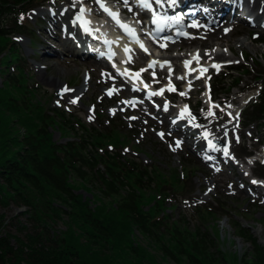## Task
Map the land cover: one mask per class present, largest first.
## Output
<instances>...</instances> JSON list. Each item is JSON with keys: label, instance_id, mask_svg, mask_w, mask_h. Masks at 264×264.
Segmentation results:
<instances>
[{"label": "rangeland", "instance_id": "374dc122", "mask_svg": "<svg viewBox=\"0 0 264 264\" xmlns=\"http://www.w3.org/2000/svg\"><path fill=\"white\" fill-rule=\"evenodd\" d=\"M109 1H114L118 7L130 8L129 5L117 4L116 0ZM130 1L134 3L133 0ZM217 1L200 0L198 3L216 7V10L208 15L202 14L203 17H197L199 20L196 21L201 25L207 23L212 38L224 33V38L221 41L215 40L209 50L215 53L225 52L228 58L217 61L219 68H210L207 73L203 71L200 75H196L195 70H191V74L187 75L184 73L181 60L177 62L178 67L175 68L174 62H170L167 58L169 55L192 54L194 59L197 60L198 56L199 60L203 61L201 67L205 69L203 66L208 63L207 60L199 57L203 47L198 45L199 40L195 39L187 26L182 32H185V36L192 42L179 51L172 49L166 52L160 47L167 44L171 38L163 36L151 38L154 44L149 47L150 50L156 55L167 58L165 64H156L155 70L146 69L147 57L139 56L136 50L132 49L130 56L135 59V65L139 67L136 81H131L122 71L127 66H122L121 60H111L107 63L100 58L102 62L98 63L92 58H82L71 48L65 49L59 42L60 39H65L64 31L61 28L59 30V27L67 20H59L55 25L52 14H57L60 9H67L69 2L76 8L79 4H83L89 9L94 23L104 24L105 19L96 15L100 13L99 8L95 7L97 0H47L35 6L27 15V24L32 26V33L13 36L12 40L16 42L22 61L17 65H10L9 72L18 74L23 69L28 88L36 93L34 101L41 102L45 107L74 113L87 125H94L101 119H104L105 124H108L109 120H114V126L121 136L129 141V143L123 141L121 153L152 169L158 179L169 178L174 170L181 174L187 171L186 181L193 192L173 195L167 199L165 211L169 215L168 219L170 222L180 221L186 216L191 222L189 228L193 229L194 224H198L195 211L210 204L216 206V201H219L229 212L235 213V217L214 215L205 222V227L215 242L213 252L218 260L216 264H249L254 248L249 241L239 236L238 230L233 226V218L250 229L259 244L264 247V179L252 174L256 168L260 170L257 164L264 167V125L247 120L243 113L259 93L261 86V81L257 78L259 73L264 75V44L259 42V38L264 37V25L248 22L245 16H249L251 12L245 0H241L242 17L239 15V10L233 13L227 8L226 1ZM219 3H221L220 10ZM261 3L263 8L264 0H261ZM141 13L138 10L128 15L142 26V23L147 22V11ZM238 16L240 18H237ZM221 17L228 22L224 25L219 24L215 31L214 25L209 21L213 18L218 22ZM192 22L189 21L187 24ZM196 31L201 38H206L200 27ZM179 40L180 38L176 37L173 41ZM239 40L244 41V46H240ZM51 48L58 53L53 52ZM101 50L99 47V51ZM7 58L8 54H5L0 59V69L4 71L6 68L3 65ZM224 63L234 65L233 68L236 70H228L223 66ZM219 72L221 74L212 78L214 85L226 75L231 76V79H227L222 86L219 85L220 83L215 86V90L222 89L212 93L215 100L209 103L208 80L211 75ZM101 79L116 83L117 79H120L123 83L120 90L115 91L108 84L99 82ZM48 80L52 83L49 84ZM173 82L176 89L172 86ZM0 87H2L1 78ZM65 88L68 91H64ZM133 89H142L145 93H149L147 95L150 103L154 107L159 105L166 107L167 115H175L176 112L178 113L176 110L180 109V112L190 118L195 128L189 129L185 144L181 143L180 137L175 133L185 131L184 125L178 120L173 122L172 119L169 125H161L159 120L154 118L153 113L147 112V116L141 115L124 103L130 95L126 94L127 91ZM181 98L185 100L181 101ZM173 124H179L181 129H174ZM215 125L223 131L218 142L228 146V158L225 160L221 154L209 152L206 158L210 159L211 163L207 165L199 159L203 153L200 151L201 146L197 142L196 132H204L209 136L208 129ZM52 132L54 140L60 144L70 140L58 128H54ZM228 140L230 145L227 143ZM247 153L251 155L249 158L245 156ZM76 183L79 188L78 193L91 201L90 205L93 209L95 202L99 201L94 197L95 191L85 183L80 181ZM0 197L2 198L1 193ZM154 198H158L154 191L144 192L146 210L152 207ZM241 213L243 216H238ZM35 215L36 210L28 206H18L11 200L9 202L0 200V241L8 240L12 251L8 258L13 263L38 264L44 254L46 257L48 255L52 257L61 250L59 241L61 238L66 240L64 239L66 232L79 238L82 246V250L79 251L81 262L86 257L100 255L101 250L94 247L96 245L87 243L89 235L84 232L79 222L66 215L52 218L39 214L41 220H36ZM170 222H167L170 226V229H166L167 232L173 231ZM133 240L147 251L149 256L148 259L145 258L146 262L120 248H108L106 252L102 250L103 255L104 253L111 255L114 264H188L186 260L174 261L164 256L160 249L146 240L137 229L133 232ZM85 244H88L86 248L83 246Z\"/></svg>", "mask_w": 264, "mask_h": 264}, {"label": "trees", "instance_id": "16d2710c", "mask_svg": "<svg viewBox=\"0 0 264 264\" xmlns=\"http://www.w3.org/2000/svg\"><path fill=\"white\" fill-rule=\"evenodd\" d=\"M43 1L47 0H0V59L8 54L3 65L6 70L0 69V200L15 201L18 206L36 210V220H41L39 214L52 218L68 216L83 226L89 235L87 243L101 251L97 258L83 257L81 262L79 238L66 232V240L59 241L61 250L52 257L44 254L38 264H114L111 255H103L108 248L129 251L146 262L147 251L133 240L136 229L169 259L186 260L188 264H216L215 242L205 222L214 215L232 218L235 213L216 201V206L210 204L195 211L198 224L193 229L189 228L191 222L186 216L170 222L165 211L167 199L193 192L186 181L187 171L181 174L174 170L169 178L158 179L152 169L121 153L123 141H129L121 136L114 120L105 124L101 119L87 125L74 113L45 107L34 101L36 93L28 88L23 69L18 74L9 72L10 65L22 61L13 36L32 33L27 14ZM259 42L264 44V37ZM230 77L224 76L215 85L211 82V92L221 90H215V86L219 83L222 86ZM257 78L261 81L259 93L243 113L247 120L262 126L264 75L259 73ZM54 128L70 140L65 144L56 142ZM258 168L254 175L264 179V167L258 164ZM78 181L95 191L94 197L99 201L95 200L93 209L91 201L78 193ZM145 191H154L158 197L148 210L144 208ZM167 222L171 223L172 232L166 231L170 229ZM233 226L254 248L248 263L264 264V247L250 229L234 218ZM88 244L83 246L86 248ZM11 253L8 240H1L0 264H18L9 260Z\"/></svg>", "mask_w": 264, "mask_h": 264}, {"label": "bare ground", "instance_id": "6f19581e", "mask_svg": "<svg viewBox=\"0 0 264 264\" xmlns=\"http://www.w3.org/2000/svg\"><path fill=\"white\" fill-rule=\"evenodd\" d=\"M102 1V0H101ZM118 3H124V0H116ZM134 3L132 4V1L128 0L127 5L130 6V8H121L119 11H116L115 8L109 4V2H103L102 4L105 5L106 7L109 8L110 12L113 13H117V20L119 21L120 24H122L123 26H127V32H124V35L126 36V38H128V40H124L122 34L119 32V25L116 28V30L114 28H112V30L109 28L110 23L107 22V19L104 20V24H94V28L95 30H97V33L99 34V36L103 35V37H105L104 40L106 41H112L111 44H113V49H119L123 51V54L125 56H129L132 53V49L137 45V46H145L144 42L142 41V39L139 40H130L132 34L136 33V24L134 22H131L130 19L132 17H123L121 16L122 14H128V13H133L138 11V8H141L137 5L136 0H133ZM198 1L200 0H179L177 6L175 8H167V14H169V12H172L173 10L176 11L178 9H176L177 7H182V9L184 10V14L181 15L183 20V17L185 15L187 16H193L196 15L194 20L198 18L196 17H203L202 14L208 15L211 14V11L213 12L214 10H216L214 7H210L209 5H199V8H196V3H198ZM215 1V0H212ZM217 1V0H216ZM222 1V0H221ZM225 2V0H223ZM231 0H226V3L230 4ZM246 5L248 6V10H250V15H255L254 18L257 19L258 23L260 24L261 18L264 17V7L262 8V3L261 0H245ZM193 2V6L189 3ZM219 2V1H217ZM223 2V3H224ZM114 3V1H113ZM219 3V7H220ZM231 4L233 7H235V9H241L242 5L239 4V0H233L231 1ZM211 5V4H210ZM81 6L82 4H79L78 8H76L71 2H69L68 8H63L58 10L57 14H52V20L54 21L53 24L57 25L56 23H58L57 21L62 20V19H66L67 22L66 23H62L61 26L59 27L64 31V40H59L60 44L67 50H69L70 48L72 50H75L77 53H80L81 55L84 56H89L91 57V55H94V60L97 61L98 63H101L102 60L98 57L97 53L98 52H94L95 49H93L92 52H89V48H88V42L87 40L82 37L84 36L85 33H80L78 31V19L77 17H83L84 15L88 14V12L85 10L83 12H81ZM189 6V7H187ZM261 7V9L259 10V8ZM152 8L155 11L158 10H162L163 9H159L157 8V6L153 3L152 4ZM113 9V10H112ZM128 9H131L130 11H128ZM205 9L207 11H205ZM218 9V8H217ZM84 12H86L84 14ZM215 12V11H214ZM159 13V12H158ZM144 14V13H141ZM175 14V13H174ZM239 14L242 17V12L239 11ZM109 15V14H107ZM177 16V15H175ZM263 16V17H262ZM108 17V16H107ZM109 17L111 18V16L109 15ZM108 17V18H109ZM170 17V16H169ZM261 17V18H260ZM76 20V23L74 24V21ZM109 18V19H110ZM240 18V17H237ZM112 19V18H111ZM211 22V24L214 25L215 31L218 29V25L219 24H226L228 22V20L224 19V18H219L218 22L215 21L213 18H211V20L209 21ZM180 23V21H179ZM176 22V25L173 26L174 28H177V33L175 36L173 37H168V33H164V29L160 30L159 32V36H163L165 38H171L169 41H167V44H165L163 47L160 46L163 50H165L166 52L171 51L172 49L174 50H180L183 47H185L186 45L190 44L192 41H189V39L185 36V32H182L183 29L181 28L180 24ZM195 23V22H193ZM189 24L187 26V29L189 28L190 31L194 34L195 39L199 40L198 45L203 47L201 50V53L199 54V57L203 60H207V62H215L217 63V61H221L223 59H227L228 55L225 52L222 53H215L212 50H209L211 47H213V42L215 40H222L224 38V33L222 32V34L220 33L219 35L217 34L215 38L210 37L211 35V31L208 29L207 27V23H205L204 25L199 24L198 26L201 28V30L204 31V34L206 35V38H201V36L197 33V27H192L191 25L193 24ZM109 24V25H108ZM196 24V23H195ZM54 25V26H55ZM143 27H145V23L142 24ZM102 27V28H101ZM184 27V26H183ZM100 28V30H98ZM126 28V27H123ZM122 28V29H123ZM118 29V30H117ZM128 29L132 30V34H130L128 32ZM50 30V29H49ZM53 30V29H52ZM51 30V33L54 31ZM111 30V31H110ZM121 30V28H120ZM167 30V29H166ZM214 31V32H215ZM103 34H100V33ZM148 32L150 33V31L148 30ZM139 36V35H138ZM180 38V40L178 42H174L173 40L175 38ZM141 38V37H140ZM96 40V39H93ZM114 41L118 42V46H116L114 43ZM127 41V42H126ZM137 43V44H136ZM240 46H244V41L239 40ZM205 48H207L205 50ZM53 52L58 53V51L54 50V48H51ZM127 49V51H126ZM185 51V50H183ZM94 52V53H93ZM93 53V54H92ZM150 55L148 57V60H152L155 56L152 54L151 51H149ZM139 56H143L140 53H137ZM167 58L170 59V62H174V64L176 65L177 62H179V60L182 61V67L183 70L185 71L184 73L187 75L191 74V70H195V74L196 75H200L202 73V67L201 64L203 61L199 60V58L196 60L192 57V54L190 55H186V53H182L180 56H172L169 55L167 56ZM166 57L163 56H156L154 59V64L160 65V64H165L167 61L165 59H167ZM185 62H189L187 64V66H185ZM149 63V62H148ZM178 65L175 66V68H177ZM181 67V68H182ZM130 66L128 68V71L125 70V68L122 69V71L127 74L130 78L131 81H136L138 79V73L136 74L135 72H132L130 70ZM49 84H51L52 82L49 81ZM99 82H103L108 84L112 89H114L115 91H119L120 90V86L123 83L122 80L117 79V83L116 82H107V79H101ZM176 82V81H175ZM174 83V82H173ZM85 85V84H84ZM61 89H63L62 86H59ZM127 95L130 94L128 96V99L125 100V104L129 107H133V109H135L136 111H138L141 115H146L147 116V112L153 113L154 114V118L158 119L161 125H169L170 121L173 119V122H175L176 120H178L180 123H182L184 126V132L180 133V132H175L177 134V137H180L181 139V143L185 144L186 140L185 137H188V131L189 129L194 130L195 128V124L190 120V118H188L182 111L180 112L179 110L178 113L176 112V114H171L167 115L166 112V107H164L163 105H159L158 107H154L151 103H150V99L148 98L149 93H145L142 89L138 90V89H133L132 91H127L126 93ZM156 100V98H155ZM181 101L184 100V98L180 99ZM240 106V105H239ZM237 106V107H239ZM237 109V108H236ZM224 116V113H221ZM200 119V118H198ZM177 122V123H179ZM172 126V125H171ZM173 128L174 129H181V126L179 124H173ZM209 136L206 135L204 132H196V137H197V142H199L200 146H201V152L203 153L199 159H201L205 164L210 165L211 161L210 159L206 158V154L209 152H214V153H219L221 154V157L224 158L225 160L228 158V155L224 154V149L228 148V146L226 144L220 143L218 142V140L220 139V135L223 132L222 129L218 126L215 125L213 128H209ZM229 131V129H227V132ZM213 136V138H211ZM211 142V143H209ZM230 145V141L228 140L227 142Z\"/></svg>", "mask_w": 264, "mask_h": 264}, {"label": "snow or ice", "instance_id": "6c2138e0", "mask_svg": "<svg viewBox=\"0 0 264 264\" xmlns=\"http://www.w3.org/2000/svg\"><path fill=\"white\" fill-rule=\"evenodd\" d=\"M178 2H179V0H136V3H137V5L139 7L143 8L144 10H147V11L152 12L153 22L154 23L155 22H163V21H167L168 19H170V17L167 15V8H175L177 6ZM124 3H125V5H127L128 0H124ZM153 3L157 6V8L164 9V11L159 12V13L157 11H155L152 8V4ZM101 6L104 7L103 4H101ZM104 10L106 12H108L109 15L112 16L114 19L117 18V16H118L117 13L110 12L106 7L104 8ZM129 10H131V9H129ZM83 11H84V9H81V12H83ZM205 11H207V10L205 9ZM77 19H80V17H77ZM173 19H175V21L177 23H179V21H180V17L179 16H176ZM117 23H119L118 20H117ZM191 26L192 27H197L198 25L195 24V23H193ZM123 27H126L127 28V26H123ZM160 30H162V29H160ZM128 32L130 34H132V30L131 29H128ZM161 46L163 47V45H161ZM141 48H143V45H141ZM126 51H127V49H126ZM196 58L198 59V56ZM188 63L189 62H185V66H187ZM214 67L219 68V65H214ZM201 71L202 72L203 71H206V69H202ZM64 91H68V89L65 88ZM209 143H211V142H209ZM224 154L225 155H228L227 148L224 149ZM253 183H257V182L256 181H253Z\"/></svg>", "mask_w": 264, "mask_h": 264}]
</instances>
